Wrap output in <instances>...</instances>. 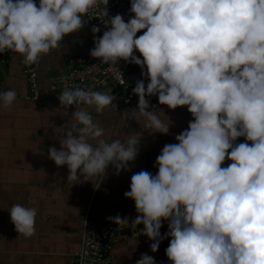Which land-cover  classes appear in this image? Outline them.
I'll list each match as a JSON object with an SVG mask.
<instances>
[{
  "label": "clouds",
  "instance_id": "9594fccd",
  "mask_svg": "<svg viewBox=\"0 0 264 264\" xmlns=\"http://www.w3.org/2000/svg\"><path fill=\"white\" fill-rule=\"evenodd\" d=\"M100 3L108 16L109 0H0V53L14 51L25 64L37 63L82 29V17ZM129 12L127 22L111 16L90 49L101 63L141 67L132 88L137 106L122 118H143L144 130L168 134L174 122L151 105L156 96L168 109L186 107L193 119L175 143L162 147L155 174L131 175L123 195L134 202L135 218L108 219L143 225L153 253L170 238L165 255L171 264H264V0H130ZM16 99L14 89L0 92L5 106ZM58 99L66 109L75 105V123L55 128L60 147H49L47 155L67 166L68 187L104 176L110 165L116 175L130 171L143 133L111 138L89 111L109 109L116 99L111 89L65 87ZM8 211L19 234L35 235L36 201ZM135 264L156 261L141 253Z\"/></svg>",
  "mask_w": 264,
  "mask_h": 264
},
{
  "label": "crops",
  "instance_id": "0c3cea01",
  "mask_svg": "<svg viewBox=\"0 0 264 264\" xmlns=\"http://www.w3.org/2000/svg\"><path fill=\"white\" fill-rule=\"evenodd\" d=\"M94 34L89 27L67 34L61 47L43 55L38 68L40 102H30L27 94L23 56L17 52L0 53V92L14 89L17 99L11 106L0 100V264H73V252L79 249L84 216L94 222L96 230L114 225L108 217L119 214L128 219L136 214L134 202L124 197L130 188L131 175L140 170L156 173L155 159L167 143H175V135L185 130L193 119L186 107L168 109L150 97L151 105L163 109L174 122L168 134L149 133L134 119H123L129 109L109 106L103 112L89 108L94 122L106 128V135L122 141L132 132H142L140 150L129 162L130 171L118 175L109 166L106 174L72 186L67 185V166H57L48 158L47 150L59 149L60 134L55 128L67 122L75 123V105L66 109L59 102L62 91H52L47 78L66 70L64 58L83 56L90 48ZM130 80L141 77V68L127 73ZM104 91V90H101ZM88 107V106H85ZM159 114V113H158ZM161 119H165L161 115ZM77 129L82 125L76 124ZM75 135V133H74ZM39 205L36 233L31 237L19 234L10 220L8 209L13 204L27 205L29 200ZM167 224V221L164 222ZM168 229L161 231L163 235ZM170 238L161 241L156 252L146 236L123 240L116 237L109 264H135L141 253L152 255L156 264H171L165 255Z\"/></svg>",
  "mask_w": 264,
  "mask_h": 264
},
{
  "label": "built area",
  "instance_id": "2783aa9c",
  "mask_svg": "<svg viewBox=\"0 0 264 264\" xmlns=\"http://www.w3.org/2000/svg\"><path fill=\"white\" fill-rule=\"evenodd\" d=\"M38 3V0H36ZM130 0H109L107 5L108 16L104 15L105 6L100 3L96 7L89 10L82 17L85 27L92 29L93 26L99 27L100 31L93 33L94 37L102 36L110 25H106L111 16L121 14L128 21L132 15L129 12ZM82 28V29H83ZM143 30L137 33L141 35ZM94 37L90 44V48L83 56L65 57L66 70L60 74L51 75L47 78L49 88L52 91H62L65 87L69 88H87L91 87L94 91H108L111 89L116 99L110 105L117 109L121 105H127L130 109L137 106L138 97L132 93L135 82L138 79L130 80L127 73L135 71L140 66L133 63H126L123 60L117 64L101 63L98 58L90 55V49L94 47ZM137 56L140 54L135 53ZM41 59V58H40ZM40 60L37 63L27 65L23 68V74L27 82V94L24 98L30 102H40L39 77L38 68ZM141 79V78H139ZM123 80L125 83H123ZM147 80H145V84ZM237 142H244V138L240 137ZM230 161H225L224 166ZM137 213L129 218V221L135 218ZM86 221V224H85ZM143 225H135L129 222L126 225L114 224L111 227L96 230L94 222L86 214L83 220V230L81 234V243L78 250L73 252V264H109L111 261V252L116 237L123 240L136 238L140 235ZM167 229V224L163 223L160 232Z\"/></svg>",
  "mask_w": 264,
  "mask_h": 264
},
{
  "label": "water",
  "instance_id": "95a60500",
  "mask_svg": "<svg viewBox=\"0 0 264 264\" xmlns=\"http://www.w3.org/2000/svg\"><path fill=\"white\" fill-rule=\"evenodd\" d=\"M10 51L6 52V53H9ZM0 68H1V65H0Z\"/></svg>",
  "mask_w": 264,
  "mask_h": 264
}]
</instances>
